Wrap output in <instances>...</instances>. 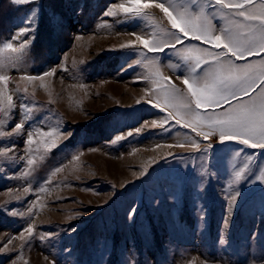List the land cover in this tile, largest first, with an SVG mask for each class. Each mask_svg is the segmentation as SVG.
Here are the masks:
<instances>
[{
  "label": "rangeland",
  "instance_id": "374dc122",
  "mask_svg": "<svg viewBox=\"0 0 264 264\" xmlns=\"http://www.w3.org/2000/svg\"><path fill=\"white\" fill-rule=\"evenodd\" d=\"M5 2L0 47L27 39L12 37L38 11L30 47L14 63L7 57L15 54L5 52L0 67L7 77L0 92L15 105L11 116L0 112V264H264V185L251 183L264 151L239 186L228 243L220 245L233 166L255 150L213 140L208 173L200 175L188 154L195 152L190 141L203 137L177 125L179 116L165 119L175 109L165 106L158 87L170 77L186 91L180 77L191 64L174 49L147 53L136 42V35L154 33L169 39L163 14L153 8L147 18L105 15L126 0ZM154 2L198 11L203 0ZM260 2L250 7L259 11ZM206 11L221 28L215 9ZM49 70L54 75L44 76ZM29 75L41 78L24 79ZM17 123L24 125L19 132ZM118 135L124 139L113 143ZM170 154L177 159H164Z\"/></svg>",
  "mask_w": 264,
  "mask_h": 264
},
{
  "label": "snow or ice",
  "instance_id": "6c2138e0",
  "mask_svg": "<svg viewBox=\"0 0 264 264\" xmlns=\"http://www.w3.org/2000/svg\"><path fill=\"white\" fill-rule=\"evenodd\" d=\"M17 5L38 3L39 0H13ZM197 0H191L195 4ZM254 0H203L198 11H192L187 7L180 10L170 2H154V0H126L108 8L107 16H115L117 11L126 15L137 17H149L148 9H158L170 25L169 39L145 38L136 35V42L147 53H160L166 48L175 50L185 62L191 64L189 75L180 77L186 91H181L171 83V78H161L165 83L158 87L165 97V106L175 109L169 111L165 117L170 120L173 116L180 118L175 120L177 125L183 123L185 128H190L196 137L203 140L190 141L194 153H189L192 159L199 164L200 175L208 173L210 164V151L213 140L216 143L237 142L255 150L253 155L243 157L240 167L233 166L232 178L228 182L225 197L226 208L219 233V244L226 245L227 230L230 229L232 217L236 210L237 202L241 196L240 185L244 182L249 170L254 163L255 155L264 151V0L260 2L259 11L251 8ZM215 9V15L223 19L224 24L217 28L213 19L208 15L206 8ZM25 21L26 27L16 31L12 40H21L19 46L12 42L4 43L0 47V67L4 66L5 52L9 55L10 62L18 61L35 39L29 33L34 31L32 26L35 12ZM206 46H200V45ZM122 45L121 47L132 46ZM147 59V56H145ZM153 63V61H149ZM204 69L203 76L196 78L193 73L198 69ZM44 76L54 75V70L43 73ZM37 76H25L24 79L32 81L40 79ZM7 77L0 75V83L6 82ZM159 106V105H156ZM23 108V106H22ZM15 109L13 97L0 92V112L11 116ZM203 110V111H201ZM24 125L17 123L15 130L19 132ZM139 133L140 129L136 130ZM43 136H51L50 132L41 133ZM131 135V133H129ZM124 139L116 136L113 143ZM26 143L33 144L32 133L29 132ZM203 144V147L201 146ZM58 145H53L56 147ZM183 146V145H181ZM15 147V146H13ZM241 153L233 154V161L240 157ZM177 159L175 154L169 157ZM29 165L33 161H27ZM195 167V164L193 165ZM147 169L140 173L143 177ZM264 185V165L251 181ZM158 203V201H156ZM136 215L133 207L128 218L132 220ZM202 212L200 219L203 220ZM32 233L33 229H27ZM69 231H75L70 229ZM257 233H253L252 239H256Z\"/></svg>",
  "mask_w": 264,
  "mask_h": 264
},
{
  "label": "trees",
  "instance_id": "16d2710c",
  "mask_svg": "<svg viewBox=\"0 0 264 264\" xmlns=\"http://www.w3.org/2000/svg\"><path fill=\"white\" fill-rule=\"evenodd\" d=\"M4 12H9V9L6 5L5 0H2L0 3V36L4 33V21H5V14Z\"/></svg>",
  "mask_w": 264,
  "mask_h": 264
},
{
  "label": "crops",
  "instance_id": "0c3cea01",
  "mask_svg": "<svg viewBox=\"0 0 264 264\" xmlns=\"http://www.w3.org/2000/svg\"><path fill=\"white\" fill-rule=\"evenodd\" d=\"M203 71H204V70H203ZM203 71H202V72H203Z\"/></svg>",
  "mask_w": 264,
  "mask_h": 264
}]
</instances>
